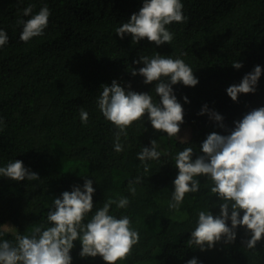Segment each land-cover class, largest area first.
I'll return each mask as SVG.
<instances>
[{
  "label": "trees",
  "instance_id": "trees-1",
  "mask_svg": "<svg viewBox=\"0 0 264 264\" xmlns=\"http://www.w3.org/2000/svg\"><path fill=\"white\" fill-rule=\"evenodd\" d=\"M186 23L167 26L174 33L171 45L156 46L146 38L132 43L130 34L121 39L116 28L127 22L143 5V0H0V28L9 43L0 47V117L5 126L0 132V167L21 160L38 173L34 181H13L0 177V241L15 244L17 235H30L36 227L50 226L47 214L52 200L73 185L83 186L84 178L93 180L95 193L92 213L108 200L127 197L125 209L115 204L110 214L127 215L131 227L140 234L131 257L118 264H187L196 257L198 264H264V238L255 249L244 243L250 239L238 227L234 243H217L211 250L189 247L187 240L197 224L199 211L218 214L213 207L217 197L213 182L198 177L200 190L186 193L179 209L169 208L178 175L174 157L186 147L200 154L207 135H228L207 114L198 115L207 104L224 117L228 129L252 109L264 107V0H181ZM33 5V14L45 5L50 9L45 34L27 43L20 40L27 20L23 9ZM183 59L199 79L195 87L173 85L177 100L184 108L180 137L169 138L145 120L135 122L121 136L124 151H114L116 129L97 106L102 85L117 80L122 87L149 93L158 103L155 82L144 84V77L132 76L139 56ZM243 64L235 69L232 64ZM262 68L255 94H239L233 102L226 89L251 72ZM187 96L190 103L184 102ZM89 113L87 125L80 120V109ZM163 137L167 150L159 160L148 161L149 171L137 159L142 147ZM160 151V150H159ZM196 155L193 156V159ZM141 177L132 195L129 181ZM243 215V213H241ZM231 226V222H228ZM72 264H106L102 257L81 258V244L74 242Z\"/></svg>",
  "mask_w": 264,
  "mask_h": 264
},
{
  "label": "clouds",
  "instance_id": "clouds-1",
  "mask_svg": "<svg viewBox=\"0 0 264 264\" xmlns=\"http://www.w3.org/2000/svg\"><path fill=\"white\" fill-rule=\"evenodd\" d=\"M33 7L29 5L23 9V16L29 19L17 21L23 25L19 38L24 43L43 36L49 26L51 12L48 6L45 5L36 14H33ZM187 20L181 0H143L139 11L131 14L127 22H122L115 33L121 39L130 34L134 44L146 38L156 46L171 45L174 33L167 26L173 22L186 23ZM8 43L7 32L0 28V47ZM133 63L144 66L133 68L131 75L144 77L146 85L155 82L154 89L160 99L156 103L149 93L131 90L130 83L122 87L117 80H113L110 86H101L97 106L116 129L114 151H124L121 136L127 137V129L135 122L144 121L145 114L155 131L188 142L187 136H179L180 126L185 122L184 108L177 100L173 85H198L199 79L192 68L183 59L159 53L151 57L141 55ZM232 67L238 70L243 64L236 61ZM261 74V66L256 65L238 85L233 84L226 89L227 95L233 102L239 103V94H255ZM183 99L185 103H190L187 96ZM205 114L229 134H208L200 145V154H196L191 147L177 153L174 159L178 175L173 181L174 191L169 208L178 210L186 193H197L200 190L198 177L204 176L213 182L210 190L217 197L213 207L218 206L220 211L218 214L210 210L198 212L197 224L190 232L187 245H195L203 252L213 249L221 241L231 244L236 240L238 227H243L246 234H250V239L244 242L246 247L255 249L264 238V107L247 112L242 119L233 122L231 129L224 124V117L210 110L207 104L198 113ZM89 119V113L81 108L82 124L87 125ZM4 126L5 122L0 117V132ZM150 145L142 147L137 154L145 172L149 171L148 161L159 160L162 155L157 140H151ZM0 177L17 182L40 179L38 173L26 168L21 160L10 161L5 167H0ZM140 182L141 177L129 181L128 190L132 195L136 193L135 185ZM94 193L93 180L84 178L82 188L73 185L71 191H64L60 197L54 198L47 214L50 226L36 227L30 235H17L15 244L7 239L0 241V264H72L70 252L75 241L81 244V258L100 256L106 264H118L131 257L133 247L140 241V234L131 227L127 215L117 218L110 214L113 204L118 209H125L129 199L121 197L106 201L85 223V217L94 208ZM187 264H198V259L193 257Z\"/></svg>",
  "mask_w": 264,
  "mask_h": 264
},
{
  "label": "rangeland",
  "instance_id": "rangeland-1",
  "mask_svg": "<svg viewBox=\"0 0 264 264\" xmlns=\"http://www.w3.org/2000/svg\"><path fill=\"white\" fill-rule=\"evenodd\" d=\"M157 143L159 144V149L160 151L164 152L165 150H167V141H165V139L163 137H160L159 139H157ZM157 261L152 259V260H147V261H144L143 263L141 264H154L156 263Z\"/></svg>",
  "mask_w": 264,
  "mask_h": 264
}]
</instances>
